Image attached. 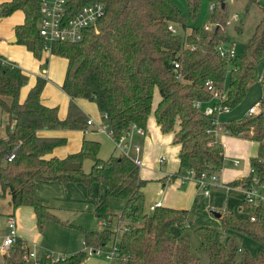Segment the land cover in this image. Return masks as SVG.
<instances>
[{
  "label": "trees",
  "instance_id": "trees-1",
  "mask_svg": "<svg viewBox=\"0 0 264 264\" xmlns=\"http://www.w3.org/2000/svg\"><path fill=\"white\" fill-rule=\"evenodd\" d=\"M89 1H101L106 6L97 30L85 29L83 39L78 42L51 43L52 53L68 60L62 84L70 96L65 118L59 117L57 106L41 101L46 82L41 77L21 100V89L28 82V75L15 62L0 55V108L8 115L5 131L0 134V185L9 191L14 208L32 206L39 221L44 217L57 218L37 193L40 180L84 184L96 202V216L110 222L113 214L105 199L122 197L125 203L118 216L127 228L117 243L119 264H202L193 254L189 239L173 231L174 227L187 224L188 210L161 205L147 211L144 188L149 180L140 175V167L130 157L113 154L101 159V142L86 136L79 150L59 157L54 149L67 139L42 136L38 131L85 130L88 117L76 104V98L95 102L116 138L134 124L146 134L149 117L154 113L163 132H174V141L180 145L181 170L193 169L196 175L203 171L219 172L225 160L224 144L208 133V129L217 125L195 102L212 100L207 81L226 88L225 102L230 108L242 101L252 82L260 80L264 91V75L259 72V64H264V0H248L259 5L262 17L246 50L234 56H222L217 51L221 41L231 42L226 0H220L219 10L215 4L209 27H191L187 14L173 0H75L74 4L77 8ZM187 2L188 14L195 15L200 0ZM16 10L25 14L24 21L15 27L16 41L41 58L44 40L39 32L40 0L0 2L1 16ZM170 23L179 27V33L169 29ZM175 59L180 61L181 80L173 71ZM156 90L160 99L154 107ZM223 126L232 135L246 136L258 143V154L251 158L254 171L231 184L249 185L254 176L264 180V95L258 113L228 120ZM13 152L15 156L8 159ZM87 158L92 160L89 171L84 168ZM96 185L103 187V198L95 191ZM242 212V215L233 211L222 215V225L264 246V205L244 201ZM81 229L87 246H109L116 235L111 224L98 230ZM196 230L210 264H235L238 251H242V264H264V251L252 254L231 237L220 242L212 226L198 225ZM27 249V242L19 237L0 264H29L23 259ZM87 254L82 249L58 258L48 257L44 264H80Z\"/></svg>",
  "mask_w": 264,
  "mask_h": 264
},
{
  "label": "rangeland",
  "instance_id": "rangeland-1",
  "mask_svg": "<svg viewBox=\"0 0 264 264\" xmlns=\"http://www.w3.org/2000/svg\"><path fill=\"white\" fill-rule=\"evenodd\" d=\"M173 2L184 13L187 14V22L191 27H204L207 24H211L210 14L213 11L210 8L211 5L217 4L219 10L222 3L220 0H200L199 10L197 11V13L195 15H189L187 0H173ZM226 2L227 32L231 37V42L236 52L238 54H242L246 50V45L250 36L254 32V28L262 17V11L256 2L248 3V0H226ZM237 14L239 16L238 19L235 18V15ZM98 25L94 28V30H97ZM239 26L241 28H239ZM190 31L191 29L189 27L187 32L189 33ZM17 43L23 45L22 43ZM42 53V62L40 61V58L36 57L35 55L33 57L31 53H29L28 55H24L25 57L22 56L26 62L25 66L29 70V80L23 86L22 92L23 94H27L31 87L35 85L39 76L45 78L49 77L50 79L47 80L46 86L43 89V96H47L49 101L51 100V102H53L55 105H59L60 110H62V108H66L67 110L69 98L63 90H59L57 85L59 84L60 80L58 79V77L63 74L66 61L62 56L59 55L57 56V59L52 60L56 56L50 54V47H47V49L43 48ZM47 56H49L50 62V69L48 71L45 70L46 68H48L47 60L45 59V57ZM259 72L261 76L264 75L263 63L259 64ZM263 95L264 91L261 81H254L250 84L245 97L239 104L231 107L228 111H224L218 115V138L223 143L228 140L231 141V145H225V168L233 169V157L241 158L242 163L239 165L240 167L248 164V160L246 159L245 161L243 159V156L239 155L241 154V152H239L240 149H247L248 157L257 156L258 143L255 140L246 136H241V138L239 139L244 140H241L239 142L235 141L238 135H232L226 132L223 123L231 119L238 120L246 116L248 114L250 106L254 104L258 99L262 98ZM159 96V93L156 91L154 95L155 102H157ZM84 101L85 103L83 105V110L87 113L88 118L94 120V123L88 124L85 130L59 128L60 130L67 133L64 134L68 138V142L64 145V148L67 149L68 147L72 146V144L70 143L72 141V136L74 135H79L80 140H82L84 136L95 138L100 140L101 142L99 156L101 159L105 160L110 157L111 151H113L111 136L101 130L103 126L108 129V124L104 120H102L99 108L95 102L85 99ZM1 111L2 110L0 108V122L2 123ZM153 116L154 113L150 115L151 118ZM4 122L6 123V121ZM4 131L5 130L3 129V127L0 128V134H3ZM173 143L176 142L173 140ZM91 166L92 161L91 159L87 158L84 162L85 170L89 171L91 169ZM180 172L183 173L184 170H181ZM162 183L163 181L161 179L154 178L152 180H149L146 194L150 202H155L161 197V189L163 187ZM73 185H75V187L77 188H72L71 192L70 190H68V196L65 199V201H67L71 205H68V207H58L57 209H54L53 213L57 216V218L44 217L38 223L41 236L37 237L36 242H38L40 245L39 254L41 257H47L50 254L59 256L62 254H69L74 251L84 249V234L81 227L87 230H95L101 226L100 218L96 216L93 210H81L79 207H77L80 206V204H83L82 202L88 201L89 199L87 197V193L84 192L85 190L82 189L83 186H81V184ZM50 191H52V188ZM221 192L225 194L224 191ZM99 193L100 198H103L105 196L103 187H101ZM105 200L107 201L109 211H111L113 214L111 218V225L115 227L114 223L116 224L120 221L118 215L123 209L125 199L117 196H108ZM10 201L11 195L9 191H4L2 186L0 185V222L2 223H5L6 214L12 211V205ZM206 213L207 214L198 213L199 215L197 213H194L195 217L191 216L190 219H188L189 222L185 224V226L179 228V232H181L183 236L189 239L193 254L202 262V264H210V259L207 251L201 247V240L196 230V227L198 225L212 226L216 231V238L220 242H226L227 239L231 237L237 241L239 247L244 250H249L252 254H257L260 251H264V246L257 240L238 231L226 229L222 225L221 221L219 222L217 218L211 216L214 215L211 210L206 209ZM119 224L122 228L126 227V225L121 221L119 222ZM121 233L122 231L120 230L119 234ZM29 245L33 244L30 243ZM241 255L242 251H238L235 264H242ZM97 256L98 255H96V257ZM90 257L92 256L87 254L84 262H86V260ZM98 257L101 258L102 256L100 255Z\"/></svg>",
  "mask_w": 264,
  "mask_h": 264
},
{
  "label": "crops",
  "instance_id": "crops-1",
  "mask_svg": "<svg viewBox=\"0 0 264 264\" xmlns=\"http://www.w3.org/2000/svg\"><path fill=\"white\" fill-rule=\"evenodd\" d=\"M2 1H7V0H0V2ZM24 18H25V14L22 10H16L8 16L0 15V55H2L3 57H5L6 59L10 61L15 62L28 75L29 70L25 66L26 62L23 59V57H25L24 55H28L29 53H31L34 57V53L26 45L24 44L20 45L17 43V41H12V38L15 37L16 25L22 23L24 21ZM44 48L47 49L45 46ZM50 50H51V47H50ZM50 54L56 56L52 60H55L58 58L57 57L58 55L52 53V51ZM42 55H41L40 61L42 60ZM45 59L47 60V67H48L45 70L48 71L50 69L49 56L45 57ZM64 59L66 61L65 69L63 70V74L60 77H58V79L60 80H59V84L57 85H58L59 90L61 89L67 94V92L62 88V84H63L64 78L66 75L67 63H68V60L66 58ZM40 77L41 76L37 78V81ZM41 78L45 79L46 81L45 86H46L47 80L50 78L49 77L47 78L41 77ZM28 80H29V75H28ZM35 85H33L31 89ZM156 91L158 92V90ZM27 94H23L22 89H21L20 99L24 100ZM67 96L69 98L67 110L66 108H62V110H60L59 105H55L53 102H51V100L49 101L47 96L44 97L43 90L41 93V101L44 104L49 105V106H57L59 117L65 118L68 113L69 103H70V96L68 94ZM84 99L89 100L86 98H76L75 99L76 104L82 110H83V105L85 103ZM159 99H160V96H159ZM159 99L157 100V102L159 101ZM157 102L154 101V107L156 106ZM3 112L4 111L2 110L1 111V116H2L1 117L2 119L1 128L3 127L4 129V126H5L4 121H7L8 115L6 112H4L5 114ZM100 114L103 120V115L101 111H100ZM93 123H94V120H93ZM38 134L42 136L65 137L67 139L66 143L68 142V138L64 135L67 133L60 130L59 128H55V129L43 128L38 131ZM241 136L242 135L237 136V139L235 141L239 142L241 140H244V139H239L241 138ZM217 137H218V134H217ZM83 138L82 140H80L79 135L72 136V141L70 143L72 144V146L68 147L67 149L64 148V145L66 143L60 146H57L54 149V154L58 155L59 157H65L67 154L79 150L81 148ZM87 138H90V137H87ZM90 139L98 140L95 138H90ZM130 139L133 142L139 143L142 146L141 156L143 159V165L140 167V175L143 178L148 179V180H152L155 178V179H161L163 181L162 183L163 187L161 189V197L155 202H150L148 200L147 194H146L148 183L146 184L144 188V192H145V209L147 211H151V207L153 204H155L158 201H162V205L164 206L188 210V219H190L191 216L195 217L194 213L207 214L206 209L211 210L212 213L214 214L211 216H214L215 218H217L219 222L221 221L220 217L223 214L231 212V211H233L236 215H242L244 197H243L242 191L240 190L241 184L232 185L231 181L237 180V179H243L249 175L250 169L252 167L251 165L252 157L247 156V149L245 148L240 149L239 152H241V154L239 155H242L245 161L247 159L248 164L240 167L239 165L242 163L241 158L233 157L232 159L233 169L225 168L223 165L222 169L219 171L220 182L230 184L231 188L227 189L220 184L214 185L212 186L210 194L205 195L202 191L198 189V186L194 180H189L187 182H184L180 179V175L182 174L180 172L181 169H180V158H179L180 145L178 143H173V140H174L173 131L163 132L161 130L160 126L158 125L156 121L155 115L152 118L149 117L146 134L142 135L138 133L134 128H131ZM111 140H112V137H111ZM112 143H113V151H111V155L113 154L119 155L118 151H116L113 140H112ZM223 144L225 148L226 144L231 145V141L228 140ZM99 155H100V152H99ZM163 156H165V160L162 162L161 157ZM225 157H226V154H225ZM236 159L240 160L238 164L235 163ZM224 163H225V160H224ZM73 184H81V186H83L82 189L85 190L84 192L87 193V197L89 199L88 201L82 202L83 204H80V206H77V207H79L81 210L90 209L94 211L96 207V202L93 199V197L89 195L87 187L82 183H78V182L63 183L60 181H53V180L52 181L40 180L38 188H37V193L40 196V198L43 200V202L53 212L54 209H57L58 207H68V205H71L67 201H65V199L68 196L67 195L68 190H70L71 192L72 188H77ZM101 187L96 185L95 190L99 192ZM51 188H52V191H50ZM221 191H224L225 194H223V192ZM218 212L222 214L220 216H217L216 213ZM11 214L15 215L17 219L19 237L23 239L25 242H27L30 248H36L39 254L40 245L38 242H36L37 241L36 239L37 237L41 236V233L39 231V225H38L39 220H38V216H37L35 209L29 205L18 206L17 208H14L12 205V211L6 214L5 223L0 222V233H5L7 217ZM100 228L101 226L98 229ZM179 228L180 227H174L173 231L178 234L180 233ZM98 229H95V230H98ZM30 243H32L33 245H29ZM74 252H77V251H74ZM84 264H107V261L102 257L100 258L98 256L96 257V255H93L92 257L88 258Z\"/></svg>",
  "mask_w": 264,
  "mask_h": 264
},
{
  "label": "built area",
  "instance_id": "built-area-1",
  "mask_svg": "<svg viewBox=\"0 0 264 264\" xmlns=\"http://www.w3.org/2000/svg\"><path fill=\"white\" fill-rule=\"evenodd\" d=\"M75 0H40L41 3V18L39 22V32L44 40V46L47 48L51 47L53 41H65V42H78L83 39L85 34V29L95 28L98 21L105 15L106 6L101 1H89L80 7L75 6ZM215 5H211L213 9ZM238 19V14L235 15ZM207 24L205 27H209ZM169 29L174 33H179V27L175 23L169 24ZM217 51L222 56H234L236 55V50L232 42L221 41L217 46ZM174 68L173 71L177 79L181 80L183 78V73L180 70V61L175 59L173 61ZM206 88L212 94V100L206 103L201 101H196L195 105L202 108L205 115L212 117L213 123L217 125L215 128L208 129V133L217 136L218 131V115L224 111H228L230 106L225 102L226 88L216 87L212 81L206 82ZM262 98L258 99L254 104H252L248 110V114L258 113L261 109ZM93 123V119H88V124ZM109 127V125H108ZM138 133L144 135L145 130L136 124L132 126ZM102 131L108 133L115 144L116 151L119 154H124L130 157L139 167L143 165L142 159V146L139 143L133 142L130 139L131 129L125 131L123 135L119 138L114 136L111 127L108 129L103 126ZM226 132L227 129H226ZM15 153H11L8 159H12ZM165 160V156L161 157V161ZM239 159L235 160L238 164ZM250 171H254L253 166ZM180 179L184 182L189 180H194L198 186V189L202 191L205 195H209L214 185H222L227 189L231 188L228 183L220 182V176L218 171H203L200 175H196L193 169H187L180 175ZM240 190L243 193L244 201L253 205H264V180L259 179L254 176L249 185H240ZM162 201H158L152 205L151 210L157 206H161ZM252 220L255 219L254 215L250 217ZM120 222V221H119ZM114 223V228L116 235L112 243L106 247H93L84 245V249L91 256L98 255L102 256L107 264H119L118 263V239L119 231H123L127 227H121L120 224ZM111 224L107 218H100L101 227H105ZM19 238L17 219L15 215L11 214L7 217L6 231L5 233H0V262L1 259L9 254L13 244ZM50 254L47 257L39 256L36 248H30L25 251L23 259L29 264H44V261L48 257H61ZM84 260L80 264H84Z\"/></svg>",
  "mask_w": 264,
  "mask_h": 264
},
{
  "label": "water",
  "instance_id": "water-1",
  "mask_svg": "<svg viewBox=\"0 0 264 264\" xmlns=\"http://www.w3.org/2000/svg\"><path fill=\"white\" fill-rule=\"evenodd\" d=\"M223 5V4H222ZM17 40V38H16V36L14 37V38H12V41H16ZM216 215L217 216H220L221 214L218 212V213H216Z\"/></svg>",
  "mask_w": 264,
  "mask_h": 264
}]
</instances>
